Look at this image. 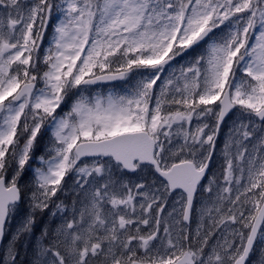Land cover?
Listing matches in <instances>:
<instances>
[{"label":"snow or ice","instance_id":"6c2138e0","mask_svg":"<svg viewBox=\"0 0 264 264\" xmlns=\"http://www.w3.org/2000/svg\"><path fill=\"white\" fill-rule=\"evenodd\" d=\"M133 79L124 94L85 95ZM145 169L161 188L124 179ZM66 177L70 205L54 201ZM177 190L180 207L166 212ZM202 191L211 207L192 233ZM25 202L0 264H17L45 212L33 264H253L254 252L264 264V0H0V242Z\"/></svg>","mask_w":264,"mask_h":264},{"label":"rangeland","instance_id":"374dc122","mask_svg":"<svg viewBox=\"0 0 264 264\" xmlns=\"http://www.w3.org/2000/svg\"><path fill=\"white\" fill-rule=\"evenodd\" d=\"M21 3H24V0H21ZM56 16L54 14L52 20L49 21L48 27L44 33V42H43V48H47L51 42L52 35H53V28L55 23H57ZM224 31L226 32L227 29L225 28ZM204 51V49H199L195 55H199ZM192 59V56H184V57H177L176 61L172 63V69H166L165 76L168 75L173 69H175L176 73L179 74V69L181 65H186L188 61ZM139 77H136L138 79ZM135 83V79L131 80L130 83H125L124 81L120 84H117L118 86L114 93L124 94L128 88L130 87V84ZM159 83V82H158ZM113 86L109 87H99V88H89L88 92L85 93V95H91L96 96L97 94H100L102 96H107L109 93H112L111 89ZM65 111L68 110V105L62 106ZM237 112H232L229 116V118L222 124L219 135L216 138V146L215 151L212 157V161L210 164L209 171L207 173V176L209 179H211L213 176H218L221 171V165L223 164V147L226 138L229 135V131L235 121L238 118ZM211 122V120H209ZM196 121L193 120V126L195 125ZM43 131V130H42ZM51 133L45 132L43 136L39 137V143L36 149V155H43L46 147L49 145ZM175 146V142L173 144V147ZM68 189L65 192H58L57 197L59 199L54 198V201L58 203L60 200H63L65 204L70 205L72 200L74 199V193L72 191L71 185L72 180L68 179ZM124 179L131 181L133 184L137 182L143 181L147 185L151 186L152 188H161V179L154 174V172L151 169H145L144 171H138L137 173L133 174H127L125 173ZM30 181V176L26 175L21 183L22 184H28ZM155 181V183H153ZM205 185H207V180L204 181ZM162 190V189H161ZM180 196V192H174L167 196L166 200V212L172 211L173 207L179 209L180 204L178 203ZM208 203V206L211 207V203L208 201V193L207 192H198L196 200L194 201V206L196 211L194 212L192 216V220L190 225L188 226V230L192 233H195L197 226L200 224H203L205 221H207V217H204L203 220L200 216V209L205 204ZM54 207V205H50V208ZM27 215V203L25 202L20 206V208L17 210L15 215H13L9 221V223L6 226V233L5 237L2 241L1 248H0V258L4 256L5 248L8 245L9 240L12 237V234L16 232L17 228L21 223L23 222L25 216ZM52 220V217L48 212H45L42 215H38L36 219V223L33 227V233L22 238L20 242L17 244V259L20 261L27 260L29 264H33V250L32 245L35 242L36 237L39 236L40 230L43 226L50 224ZM216 236H220V232L217 231ZM215 242V241H213ZM256 248H260L259 242L256 244ZM257 259V253H253L251 260L254 264V262Z\"/></svg>","mask_w":264,"mask_h":264},{"label":"trees","instance_id":"16d2710c","mask_svg":"<svg viewBox=\"0 0 264 264\" xmlns=\"http://www.w3.org/2000/svg\"><path fill=\"white\" fill-rule=\"evenodd\" d=\"M17 264H29V262L27 260L20 261L19 259H17Z\"/></svg>","mask_w":264,"mask_h":264},{"label":"water","instance_id":"95a60500","mask_svg":"<svg viewBox=\"0 0 264 264\" xmlns=\"http://www.w3.org/2000/svg\"><path fill=\"white\" fill-rule=\"evenodd\" d=\"M119 81V80H118ZM112 82H115V81H111V82H100V83H97V84H107V83H112ZM95 84V85H97ZM91 86H94V85H91ZM158 175V174H157ZM2 242H0V245H1Z\"/></svg>","mask_w":264,"mask_h":264}]
</instances>
